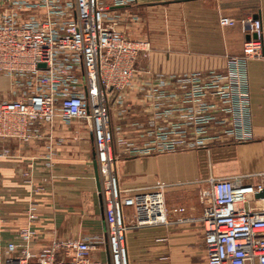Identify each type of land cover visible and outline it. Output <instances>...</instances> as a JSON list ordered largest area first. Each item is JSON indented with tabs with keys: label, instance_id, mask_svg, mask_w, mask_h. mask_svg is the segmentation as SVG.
Returning <instances> with one entry per match:
<instances>
[{
	"label": "built area",
	"instance_id": "built-area-1",
	"mask_svg": "<svg viewBox=\"0 0 264 264\" xmlns=\"http://www.w3.org/2000/svg\"><path fill=\"white\" fill-rule=\"evenodd\" d=\"M135 3L0 0V78L9 82L8 98L0 97V142L27 145L40 140L45 127L74 122L91 133L108 256L92 259L97 238L54 241L34 254L27 246L37 234L26 228L17 234L21 244H6L2 264H129V230L194 218L184 207L167 208L161 186L122 190L119 157L251 140L248 66L264 54L261 21L219 18L221 28L238 24L249 38L240 56L226 58L222 72L154 74L141 66L150 42L119 30V9ZM8 153L5 148L1 155ZM256 177L255 185L242 177L212 178L208 193L199 195L204 264H264V198H256L264 191V172ZM27 215L35 221L36 208Z\"/></svg>",
	"mask_w": 264,
	"mask_h": 264
},
{
	"label": "crops",
	"instance_id": "crops-1",
	"mask_svg": "<svg viewBox=\"0 0 264 264\" xmlns=\"http://www.w3.org/2000/svg\"><path fill=\"white\" fill-rule=\"evenodd\" d=\"M119 30L133 40L151 44L141 63L154 74L183 75L222 72L228 57L240 56L245 34L237 24L218 25L220 17L261 21L264 39V0H136L119 9ZM130 16L137 21L131 22ZM251 140H225L207 148L120 156L117 173L122 190H151L161 186L167 208L184 207L187 223L147 226L126 236L129 264H204L200 194H207L212 178L242 177L258 183L264 172V54L248 66ZM9 82L0 78V97ZM135 96V95H131ZM75 124V123H74ZM70 124L42 129V138L27 145L0 142V264L7 243L21 244L19 231L31 228L37 237L28 249L37 254L54 241L97 238L91 257L107 261L103 208L95 180V151L91 133ZM7 148V156L1 155ZM36 208V220L27 215ZM130 216L132 210H126Z\"/></svg>",
	"mask_w": 264,
	"mask_h": 264
},
{
	"label": "water",
	"instance_id": "water-1",
	"mask_svg": "<svg viewBox=\"0 0 264 264\" xmlns=\"http://www.w3.org/2000/svg\"><path fill=\"white\" fill-rule=\"evenodd\" d=\"M187 1H191V0H174V2H187ZM256 18V16L254 17ZM248 36L246 37V40H248ZM94 171H95V180H96V184H97V192L100 191V183H99V178H98V171H97V166H96V162L94 161ZM256 198H264V191L258 195H256Z\"/></svg>",
	"mask_w": 264,
	"mask_h": 264
},
{
	"label": "rangeland",
	"instance_id": "rangeland-1",
	"mask_svg": "<svg viewBox=\"0 0 264 264\" xmlns=\"http://www.w3.org/2000/svg\"><path fill=\"white\" fill-rule=\"evenodd\" d=\"M75 123V124H74ZM73 124H74V126H80V127H82L79 123H77V122H74Z\"/></svg>",
	"mask_w": 264,
	"mask_h": 264
}]
</instances>
